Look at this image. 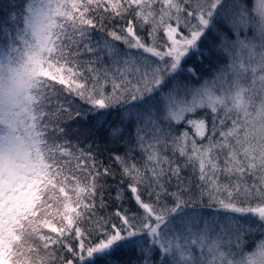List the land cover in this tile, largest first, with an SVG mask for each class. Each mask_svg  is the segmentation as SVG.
<instances>
[{
  "label": "snow or ice",
  "instance_id": "obj_1",
  "mask_svg": "<svg viewBox=\"0 0 264 264\" xmlns=\"http://www.w3.org/2000/svg\"><path fill=\"white\" fill-rule=\"evenodd\" d=\"M0 264H264V0H0Z\"/></svg>",
  "mask_w": 264,
  "mask_h": 264
}]
</instances>
